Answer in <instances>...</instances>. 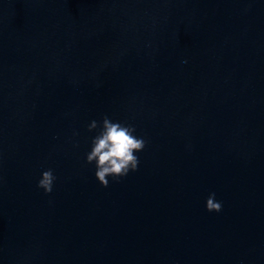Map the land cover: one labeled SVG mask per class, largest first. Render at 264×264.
Here are the masks:
<instances>
[{"label":"clouds","instance_id":"1","mask_svg":"<svg viewBox=\"0 0 264 264\" xmlns=\"http://www.w3.org/2000/svg\"><path fill=\"white\" fill-rule=\"evenodd\" d=\"M87 130L96 131V135L91 138V147L85 154V162L95 165V178L102 187H109V178L118 183L130 172L138 170L140 159L137 153L142 152L148 142L144 136L136 135L137 130L133 125L113 121L105 115L99 122L92 120ZM78 135V132H73V136ZM74 146L78 147V144ZM56 179L53 170L46 169L42 171L36 186L42 189L45 195H50ZM206 210L210 213L222 211V202L217 201L215 192L206 198Z\"/></svg>","mask_w":264,"mask_h":264}]
</instances>
